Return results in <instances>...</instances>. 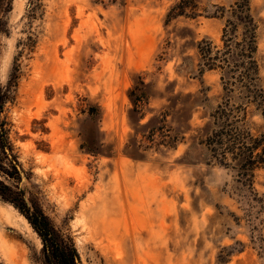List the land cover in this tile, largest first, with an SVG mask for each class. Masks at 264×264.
Listing matches in <instances>:
<instances>
[{
  "label": "rangeland",
  "instance_id": "1",
  "mask_svg": "<svg viewBox=\"0 0 264 264\" xmlns=\"http://www.w3.org/2000/svg\"><path fill=\"white\" fill-rule=\"evenodd\" d=\"M244 1L0 2V122L19 170L0 180L73 239L78 264H264V170L258 195L239 196L205 145L226 99L199 46L222 51ZM247 1L264 90V0ZM263 113L247 110L254 137ZM0 264H44L42 239L1 196Z\"/></svg>",
  "mask_w": 264,
  "mask_h": 264
},
{
  "label": "trees",
  "instance_id": "2",
  "mask_svg": "<svg viewBox=\"0 0 264 264\" xmlns=\"http://www.w3.org/2000/svg\"><path fill=\"white\" fill-rule=\"evenodd\" d=\"M5 1L0 0L1 5ZM248 2L246 0L243 4H239V8L232 13L231 20H228L222 51L215 52L212 44L208 42L202 43L199 51L205 69L221 70L226 99L225 106L222 105L215 116L218 127L206 140V148L212 159L234 173L236 183L240 186V189L237 188L239 196L256 197L258 193L253 187L255 172L259 169L264 170V132L260 137H254L246 128V117L251 105H256L258 109L264 107V90L258 83L259 26L251 14ZM239 30L241 37L237 35ZM143 84L130 91L135 112H138L146 102V93L141 87ZM233 92L239 94V104L230 106L233 97L229 94ZM3 105L4 102L0 97V109ZM236 105L237 108H234ZM240 113L241 115H238ZM9 146L4 124L0 122V149L5 155L4 159L10 160L13 169L12 171L7 169L1 159L0 175L14 178L19 173L18 162L15 156L9 157L6 151ZM0 196L20 210L42 239L44 264H78L79 254L73 239L63 235L55 227L35 200L32 199L29 205L24 191H15L2 180H0ZM258 202H263L262 207H264V194Z\"/></svg>",
  "mask_w": 264,
  "mask_h": 264
}]
</instances>
